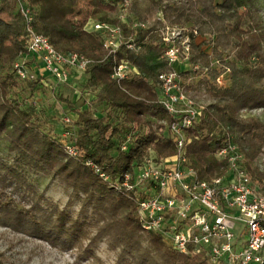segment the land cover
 Masks as SVG:
<instances>
[{
  "label": "trees",
  "instance_id": "obj_1",
  "mask_svg": "<svg viewBox=\"0 0 264 264\" xmlns=\"http://www.w3.org/2000/svg\"><path fill=\"white\" fill-rule=\"evenodd\" d=\"M21 1L33 12L35 31L57 51L91 60L85 89H93V101L109 111H76L77 118L65 128L69 137L46 130L36 105H27L20 93L29 88L32 94L50 79L23 80L16 74L14 64L28 48L26 23L19 0H0V137L6 136L14 155L11 162L0 158V225L54 245L76 247L88 239L81 246L88 256L108 236L121 250V264H215L206 253H182L161 233L146 230L135 193L119 185L125 174L139 172L146 157L154 154L159 160L177 152L169 129L173 117L159 102V75L174 67L163 57L166 44L157 29L169 25L190 28L191 67L175 68L188 80L183 83L189 95L205 107L201 119L185 131L190 165L203 180L222 176L229 161L217 153L234 143L264 194V171L254 164L256 156L264 161V121L247 115L264 110V18L258 1L132 0L126 21L123 0H91L92 11L81 21L69 15L81 0ZM135 21L147 27L134 28ZM89 22L119 25L136 47L123 43L116 55L109 54L104 32L89 29ZM121 60L134 73L119 83L112 73ZM222 76L224 84L218 81ZM69 144L79 149L77 156L68 154ZM33 174L52 176L70 190L67 204L62 207L40 192ZM77 201L80 209L74 211ZM93 227L98 232L90 237Z\"/></svg>",
  "mask_w": 264,
  "mask_h": 264
},
{
  "label": "built area",
  "instance_id": "obj_2",
  "mask_svg": "<svg viewBox=\"0 0 264 264\" xmlns=\"http://www.w3.org/2000/svg\"><path fill=\"white\" fill-rule=\"evenodd\" d=\"M131 1L120 3L123 21L129 16ZM19 9L25 19L28 39L27 53L14 64L20 79H35L36 74H42L65 83L71 77V70L81 73L87 70L91 64L89 58L57 51L47 36L35 31L31 8L19 0ZM87 27L104 32L109 54L116 55L123 43L130 49L136 47L131 40H125L119 25L89 22ZM133 27L147 25L135 21ZM165 30L161 35L166 44L163 57L174 70L159 75V102L173 117L169 129L177 152L162 162L152 155L146 157L139 172L125 174L119 187L135 193L144 228L161 233L176 250L206 253L215 264H264V194L248 173L243 152L234 143L221 148L217 155L228 159L229 168L226 174L211 181L201 179L186 156L185 131L201 119L205 107L189 95L175 68L177 64L191 67L190 38L179 27L166 25ZM26 57L34 59V66L30 60L26 65L23 61ZM133 73L132 65L121 60L114 66L112 78L120 83ZM218 81L224 84L223 77ZM65 121L72 122L69 117ZM64 136L69 137L70 132L66 131ZM122 148L127 149V144ZM67 152L77 156L79 149L69 144ZM96 171L100 169L96 167ZM101 176L107 179L104 173Z\"/></svg>",
  "mask_w": 264,
  "mask_h": 264
},
{
  "label": "rangeland",
  "instance_id": "obj_3",
  "mask_svg": "<svg viewBox=\"0 0 264 264\" xmlns=\"http://www.w3.org/2000/svg\"><path fill=\"white\" fill-rule=\"evenodd\" d=\"M90 1L81 0L80 4L69 15L78 21L88 18L92 11ZM257 1L264 18V0ZM4 17L9 19L8 14H4ZM165 26L157 29V33L160 36L166 32ZM183 33L185 36H188L187 34L190 33V28L183 29ZM30 58L26 57L23 59L26 65H29ZM229 58L232 59L233 54ZM215 65H217L216 61ZM182 66L188 67L184 64ZM32 72L34 73V71ZM223 76H228V72L224 73ZM36 77L44 81L48 78L50 81L47 80L46 84L39 83V87L37 86L38 88L32 94H30L31 90L27 88L20 93V96L22 99L24 98L27 105H36L47 131H52V133H65L67 126L65 118L69 117L71 120L76 119V111L78 110L89 109L92 112H97L99 115L107 114L109 111L106 104L96 100L93 101L95 99V91L93 89H85V82L87 81L88 75L84 72L81 73L74 69L71 70V77L65 83H60L53 77H49V75L43 76L42 74H36ZM182 81L188 82L185 77H182ZM223 83H225V79H223ZM195 101L204 106L202 102L196 99ZM249 114L257 116L264 121V110L262 109L252 111L247 115ZM73 126L74 124L71 125V129L74 130ZM152 156L156 158V155L152 154ZM0 158L10 162L14 158V155L9 151V142L5 135L0 137ZM162 160L163 158L157 159L156 161L162 162ZM254 164L258 165L264 171L263 159L256 156ZM30 177L36 183L40 192L58 202L62 207L67 204L70 190H67L56 178L37 174H33ZM79 209L80 202L77 201L73 210L79 211ZM137 215H139V210ZM89 229L91 231L89 234L90 237H94L98 232L95 227ZM88 243L89 240L84 239L82 244L76 245V247L63 246L62 244L54 245L45 239L33 237L0 225V264H121L119 261V253L121 250L113 248L114 246L111 244V239L108 236H104L101 241L93 246V256L86 255L83 248H81L82 245L86 246Z\"/></svg>",
  "mask_w": 264,
  "mask_h": 264
},
{
  "label": "crops",
  "instance_id": "obj_4",
  "mask_svg": "<svg viewBox=\"0 0 264 264\" xmlns=\"http://www.w3.org/2000/svg\"><path fill=\"white\" fill-rule=\"evenodd\" d=\"M30 61H31V63H32V66H34L33 64H34V59H29Z\"/></svg>",
  "mask_w": 264,
  "mask_h": 264
}]
</instances>
